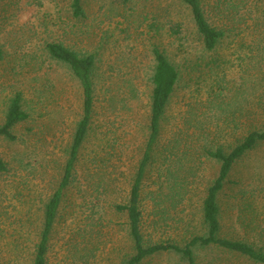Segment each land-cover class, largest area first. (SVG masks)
Segmentation results:
<instances>
[{
  "label": "rangeland",
  "instance_id": "rangeland-1",
  "mask_svg": "<svg viewBox=\"0 0 264 264\" xmlns=\"http://www.w3.org/2000/svg\"><path fill=\"white\" fill-rule=\"evenodd\" d=\"M3 0L0 4V126L20 94L29 118L0 139V264H31L42 210L58 187L77 123L81 92L70 71L49 59L61 44L93 54L94 108L88 137L64 192L51 232L47 264H121L133 254L128 202L148 138L157 47L178 69L157 152L140 192L148 244L188 237L199 224L207 186L218 165L202 149L234 145L264 126V0H200L208 23L224 32L214 53L203 50L189 9L179 0ZM155 25V26H153ZM175 31V32H174ZM220 196L222 235L264 248V144L234 167ZM178 183L176 195L168 194ZM252 192L254 196H252ZM201 254L199 264H253L241 257ZM159 257L143 264H175Z\"/></svg>",
  "mask_w": 264,
  "mask_h": 264
},
{
  "label": "trees",
  "instance_id": "trees-1",
  "mask_svg": "<svg viewBox=\"0 0 264 264\" xmlns=\"http://www.w3.org/2000/svg\"><path fill=\"white\" fill-rule=\"evenodd\" d=\"M2 1L0 0V4ZM179 1L190 11L195 29L202 40L203 50L206 53H214L225 38L224 32L208 23L200 0ZM70 10L73 18H85L83 0H71ZM45 51L50 60L65 66L77 81L81 92L82 113L73 134L61 181L43 206L39 240L34 248L31 264H47L51 232L58 217L64 192L73 181L75 165L78 161L79 152L88 137L94 108L92 77L95 68V56L93 54L79 55L57 43L46 44ZM152 58L154 67L150 77L152 91L149 107L148 138L132 182L128 202L125 205L115 207L118 212L126 213L127 234L133 248V254L123 259L121 264H143L159 257L175 259V264H199L197 258L201 254L209 253L214 255L212 259H220L223 255H231L241 257L253 264H264V248L245 240L224 237L220 220V196L227 185H236V183L230 181V175L239 161L258 146L264 144V126H254L243 137L236 140L237 142L234 145H218L213 149L207 147L202 149V155L207 160L217 163L218 172L216 178L205 190L200 208L199 224L191 220L185 224L184 233H187L188 237L182 244L171 240L152 244L145 241L142 232L143 214L140 209V192L147 168L152 163L158 149L156 147L166 108L176 86L180 82L178 69L168 60L163 51L157 47L153 48ZM2 59L3 51L0 47V61ZM22 103L23 99L20 94H16L10 100L4 122L0 126V139L10 142L17 140L13 130L29 118V115L23 109ZM5 172H8L7 164L0 159V174ZM177 184L176 182L170 184L168 194L174 196L177 194ZM252 196H254L253 192ZM216 263L218 262L213 264Z\"/></svg>",
  "mask_w": 264,
  "mask_h": 264
}]
</instances>
